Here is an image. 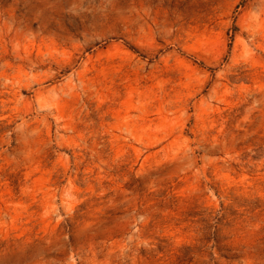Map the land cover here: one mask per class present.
<instances>
[{"label": "rangeland", "instance_id": "1", "mask_svg": "<svg viewBox=\"0 0 264 264\" xmlns=\"http://www.w3.org/2000/svg\"><path fill=\"white\" fill-rule=\"evenodd\" d=\"M0 264H264V0H0Z\"/></svg>", "mask_w": 264, "mask_h": 264}]
</instances>
